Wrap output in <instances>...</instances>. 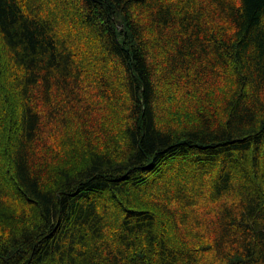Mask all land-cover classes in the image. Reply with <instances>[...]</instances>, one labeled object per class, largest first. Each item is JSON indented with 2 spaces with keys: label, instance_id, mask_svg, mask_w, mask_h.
Here are the masks:
<instances>
[{
  "label": "trees",
  "instance_id": "trees-1",
  "mask_svg": "<svg viewBox=\"0 0 264 264\" xmlns=\"http://www.w3.org/2000/svg\"><path fill=\"white\" fill-rule=\"evenodd\" d=\"M0 264H264V0H0Z\"/></svg>",
  "mask_w": 264,
  "mask_h": 264
}]
</instances>
